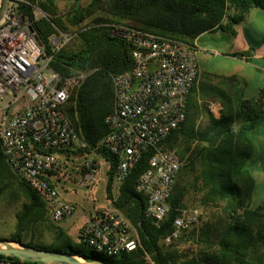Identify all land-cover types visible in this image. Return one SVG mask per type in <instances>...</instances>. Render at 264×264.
Here are the masks:
<instances>
[{
	"label": "trees",
	"instance_id": "1",
	"mask_svg": "<svg viewBox=\"0 0 264 264\" xmlns=\"http://www.w3.org/2000/svg\"><path fill=\"white\" fill-rule=\"evenodd\" d=\"M29 1L37 2L47 14L34 21L33 28L45 51L52 55L49 68L63 82L76 71L88 73L79 87L70 89L65 106L85 148L66 153L84 157L94 153L107 161L106 197L112 193L116 164L115 156L101 146L108 132L104 118L113 107L112 76L128 71L132 65V48L111 34L112 25H126L192 46L193 40L204 32L215 29L233 32V26L244 20L251 8L264 6V0H90L84 6L75 0L62 16L58 12V0ZM17 8L29 18L33 17L28 5L18 3ZM58 31L75 36V47L63 46L52 51L50 37ZM191 91L192 88L187 105ZM221 102L220 116L215 118L209 114L204 128L195 127L196 117L190 115L187 107L185 120L159 144L163 149H176L184 158L168 200L171 209L159 226L144 216L146 196L135 190L154 149L145 151L131 168L114 204L130 221L140 246L116 257L87 252L75 245L66 230L51 220L45 203L13 173L0 148V199L5 198L8 203L23 201L8 239L111 264H263L264 208L250 207L254 179L246 169L251 155L247 132L255 126L257 115L251 114L247 100L239 102L236 108ZM196 168L201 169L195 179L203 192L201 201L208 214L196 234L188 232L187 241L193 246L182 252L173 247V242L185 233L168 247L161 243L173 230L177 209L187 206L188 188L183 175ZM46 231L53 232L50 242L40 244L33 240L35 235ZM0 262L44 264L2 254Z\"/></svg>",
	"mask_w": 264,
	"mask_h": 264
},
{
	"label": "built area",
	"instance_id": "2",
	"mask_svg": "<svg viewBox=\"0 0 264 264\" xmlns=\"http://www.w3.org/2000/svg\"><path fill=\"white\" fill-rule=\"evenodd\" d=\"M28 5L33 17L18 11ZM46 13L37 2L0 0V148L12 171L45 203L52 221L60 222L75 210L62 199L55 185L68 178L59 154L82 150L85 143L65 112L70 89L87 76L76 71L65 81L52 71L50 54L39 44L33 22ZM111 34L131 46V68L112 76L113 107L105 116L108 132L101 146L113 154L116 164L113 187L104 203L90 212L77 232V241L94 253L116 257L140 246L130 221L114 202L131 168L148 149H154L135 190L146 196L144 216L159 226L171 209L169 197L184 163L176 149L159 144L186 117L187 99L198 73L195 50L172 38L112 25ZM73 35L58 31L50 37L52 51ZM76 167L79 184L97 182L99 164L85 160ZM173 230L162 242L171 243L182 231L199 223L198 209L178 208Z\"/></svg>",
	"mask_w": 264,
	"mask_h": 264
},
{
	"label": "crops",
	"instance_id": "3",
	"mask_svg": "<svg viewBox=\"0 0 264 264\" xmlns=\"http://www.w3.org/2000/svg\"><path fill=\"white\" fill-rule=\"evenodd\" d=\"M257 22L264 24V6L251 8L245 19L233 26V32L215 29L193 40L198 73L187 105L190 115L196 117L195 127L204 128L209 114L215 118L220 116L223 108L221 101L233 108L243 100L250 102L248 109L252 110V115H257L255 126L247 132L251 155L246 161V169L254 179L250 201L252 208L264 205V35ZM248 26L258 37L250 33ZM256 74L258 85L252 80ZM199 173V168L192 173L187 171L183 175L184 184L193 180V185H196L195 177ZM255 194H258L256 200ZM89 214H86L83 223Z\"/></svg>",
	"mask_w": 264,
	"mask_h": 264
},
{
	"label": "rangeland",
	"instance_id": "4",
	"mask_svg": "<svg viewBox=\"0 0 264 264\" xmlns=\"http://www.w3.org/2000/svg\"><path fill=\"white\" fill-rule=\"evenodd\" d=\"M73 1L75 0H58L57 6H58L59 14L62 16L66 14ZM89 1L90 0H77V2L82 6L86 5ZM257 23L261 30V34L264 35V24L261 22H257ZM248 28L253 36L258 37L254 34L250 26H248ZM76 42L77 40L74 36L63 46L74 48ZM258 79H259L258 75L257 74L254 75L252 77L253 84L258 85L257 84L259 83ZM59 158L66 163L67 170L70 176L68 178L62 177L60 180L56 182L55 187L59 192L60 196L62 197V199L74 204L75 210L69 217L63 219L60 222L57 223L55 222V224L59 227L61 226L66 230V232L72 237L73 241L75 242V245L82 247L87 252H91V249L88 246L78 244L79 242L77 241V230L85 220L86 214L90 212H94L95 209L101 206L105 201L104 193H105V184L107 180V162L104 158H101L98 155H95L94 153H90L85 157L82 154H78V155L59 154ZM89 159L94 160L97 163H98L97 159L99 160V168H98L99 173L97 176L98 179L97 182L92 186L85 187L78 183L81 176L80 174L77 173L76 167L77 166L79 167L83 161ZM185 186L188 188L187 197H186L187 206L183 208L198 209L199 213L201 214L200 215L201 220H199V223L196 226H192L190 229H188V231L186 232L182 231L180 235L184 233L186 235L181 239L179 240L177 239V241L173 242V247L181 250L182 252L187 251L188 248L193 246V243L187 241V239L189 238L188 235L192 231H194L195 234L199 231L202 221L206 219V215L208 214V209H206L203 206V203L201 201L203 192L197 187V185H193V180L190 181V183H188L187 185L185 184ZM254 198L256 200L258 198V194H255ZM22 202H23L22 200H18L15 202L8 203L7 200H5V198L0 199V238L8 239L10 234L14 231L16 224L15 214L18 210H20ZM52 237H53V232L46 231L42 235H38V234L35 235L33 240L40 244L42 243L46 244L52 240ZM171 243L165 244L162 242L161 244L165 247H168L170 246ZM194 249H196L195 245H194ZM263 264H264V259H263Z\"/></svg>",
	"mask_w": 264,
	"mask_h": 264
},
{
	"label": "water",
	"instance_id": "5",
	"mask_svg": "<svg viewBox=\"0 0 264 264\" xmlns=\"http://www.w3.org/2000/svg\"><path fill=\"white\" fill-rule=\"evenodd\" d=\"M37 41L41 44L39 39H37ZM0 254L44 264H111L103 260L87 259L71 252L26 246L7 238H0Z\"/></svg>",
	"mask_w": 264,
	"mask_h": 264
}]
</instances>
